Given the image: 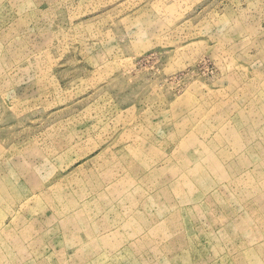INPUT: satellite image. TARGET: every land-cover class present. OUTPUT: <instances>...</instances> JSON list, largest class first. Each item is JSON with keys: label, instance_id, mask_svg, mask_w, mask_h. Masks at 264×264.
<instances>
[{"label": "rangeland", "instance_id": "obj_1", "mask_svg": "<svg viewBox=\"0 0 264 264\" xmlns=\"http://www.w3.org/2000/svg\"><path fill=\"white\" fill-rule=\"evenodd\" d=\"M0 264H264V0H0Z\"/></svg>", "mask_w": 264, "mask_h": 264}]
</instances>
